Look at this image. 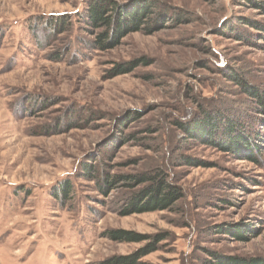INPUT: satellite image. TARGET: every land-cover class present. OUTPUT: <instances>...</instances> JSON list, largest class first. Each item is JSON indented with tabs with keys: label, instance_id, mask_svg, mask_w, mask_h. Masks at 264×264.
I'll list each match as a JSON object with an SVG mask.
<instances>
[{
	"label": "rangeland",
	"instance_id": "obj_1",
	"mask_svg": "<svg viewBox=\"0 0 264 264\" xmlns=\"http://www.w3.org/2000/svg\"><path fill=\"white\" fill-rule=\"evenodd\" d=\"M89 1L0 0V264L264 263V131L245 91H264V47L229 29L264 14L249 0H112L147 16L102 48ZM204 112L257 149L189 136ZM157 172L182 196L125 215L148 182L120 176Z\"/></svg>",
	"mask_w": 264,
	"mask_h": 264
},
{
	"label": "trees",
	"instance_id": "obj_2",
	"mask_svg": "<svg viewBox=\"0 0 264 264\" xmlns=\"http://www.w3.org/2000/svg\"><path fill=\"white\" fill-rule=\"evenodd\" d=\"M253 7L257 9L261 14H264V0H249ZM145 9V3H141L132 7H120L117 3L112 4V0H90L85 13L87 23L92 27H103V30L96 32L94 43L98 47L109 48L118 43L119 39L126 33L137 31L142 26V17L139 13ZM169 13H171L169 11ZM249 24L254 27L253 32H248L245 35L243 32L244 24ZM240 25V31L236 30V27L229 28L230 33L237 37V39H245L253 45H260L264 47V23L259 21L243 20L238 21ZM153 25V24H152ZM149 25L146 29H149ZM156 29L150 28L148 33ZM261 41V42H259ZM236 79V77H235ZM245 86V84L243 83ZM245 91L248 95L255 99L257 112L262 115V127L264 131V91L256 87L246 86ZM241 127L240 122L236 124L228 118V120L221 122L220 117L216 115L204 112L199 119V122L193 127L186 128L185 131L189 136L205 137L207 141L218 148H221L229 153L234 152L240 155L239 146L241 144L242 149H245L249 154H252L257 149V142L252 137L244 136L243 132L236 134V131ZM196 131V132H195ZM252 138V139H250ZM259 139V138H258ZM264 141V135L262 138ZM240 146V149H241ZM252 157V156H251ZM121 179L131 180L136 182H148L147 185L138 190L130 198L129 204L125 207L123 213L130 214L135 212H145L155 209H163L169 207L174 201L182 196L181 190L178 186L168 182L166 177L157 172L152 175L146 176L140 175H122ZM130 183V182H129ZM108 237L117 241H138L139 236L126 232L120 229L107 230ZM133 262L130 257L124 256L118 258L117 261H113V264H129ZM212 264H264V263H245L237 261H225L218 259L212 261Z\"/></svg>",
	"mask_w": 264,
	"mask_h": 264
}]
</instances>
